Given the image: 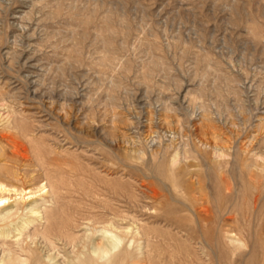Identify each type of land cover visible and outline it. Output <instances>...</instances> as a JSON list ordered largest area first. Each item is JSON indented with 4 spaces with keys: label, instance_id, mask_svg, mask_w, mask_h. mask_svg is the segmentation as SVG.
I'll return each instance as SVG.
<instances>
[{
    "label": "rangeland",
    "instance_id": "1",
    "mask_svg": "<svg viewBox=\"0 0 264 264\" xmlns=\"http://www.w3.org/2000/svg\"><path fill=\"white\" fill-rule=\"evenodd\" d=\"M0 185L30 218L0 264L109 222L153 264H264V0H0ZM60 203L46 243L27 209Z\"/></svg>",
    "mask_w": 264,
    "mask_h": 264
},
{
    "label": "bare ground",
    "instance_id": "2",
    "mask_svg": "<svg viewBox=\"0 0 264 264\" xmlns=\"http://www.w3.org/2000/svg\"><path fill=\"white\" fill-rule=\"evenodd\" d=\"M4 190L5 186L0 185V213L6 211L2 214L3 219H8L14 215H17L18 221L12 229L2 231L0 232V234L7 235L13 231H17L18 233L16 236L18 237L22 235V229L27 226L26 224L30 219H28L26 216L21 217L19 214V211L21 210L20 204L23 202V200L25 201V198L23 195L21 201L9 202L8 197L1 196V193ZM55 200L56 203L60 202L57 197L55 198ZM35 201L36 200L33 199L28 204H33ZM65 209L66 205L60 203L59 206L55 207L54 209L52 207V210L50 212H44V214L42 215L40 206L31 205V207L27 209V211L30 212V214H34L37 219H45L43 230L40 233L35 230L34 233H38L37 235L40 234L41 238L46 241V243H52L51 235L61 236L63 234V229L68 226V220L66 219V217L62 216V212H64ZM118 216H120V214H118ZM108 225L109 226L100 228L95 227L91 231L90 229L86 230L87 235L86 240L83 241V246L87 245L88 249L92 254H94V256L89 255L83 260H73V258H77V255L74 254L72 258L67 262H64V264H153L151 259L149 260L151 256L150 253L147 252L146 255H144V253H140V256L142 257H133L129 253L130 251L128 249L129 247L134 245L136 251H141L144 245L143 242L139 241V239H144L145 247L148 249L151 246V242L149 240V230H144L142 226H137V229H135L134 233L140 235L139 239H137V241H128L129 239L126 240L125 237L120 233V230L118 231L117 227H114L110 222ZM111 228H115L116 231L111 230ZM131 229H134V227L129 226L124 228V230L126 231H131ZM55 231H57L58 234H55ZM89 233H91V235H88ZM155 237L158 238V234H156ZM73 240H76L78 242L81 241L80 239L76 238H74ZM47 260L51 261V264H56V260L52 256H49Z\"/></svg>",
    "mask_w": 264,
    "mask_h": 264
}]
</instances>
